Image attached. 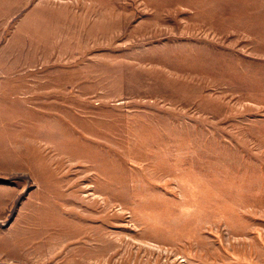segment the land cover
Listing matches in <instances>:
<instances>
[{
    "label": "rangeland",
    "instance_id": "374dc122",
    "mask_svg": "<svg viewBox=\"0 0 264 264\" xmlns=\"http://www.w3.org/2000/svg\"><path fill=\"white\" fill-rule=\"evenodd\" d=\"M0 264H264V0H0Z\"/></svg>",
    "mask_w": 264,
    "mask_h": 264
}]
</instances>
